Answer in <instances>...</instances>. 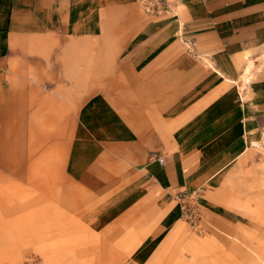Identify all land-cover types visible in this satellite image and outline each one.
<instances>
[{
    "label": "crops",
    "instance_id": "crops-1",
    "mask_svg": "<svg viewBox=\"0 0 264 264\" xmlns=\"http://www.w3.org/2000/svg\"><path fill=\"white\" fill-rule=\"evenodd\" d=\"M177 7L178 18L168 19L139 14L134 0H0V60L59 54L73 61L70 38L89 40L105 24L114 28L115 45L108 47L102 37L94 52L115 55L114 76L107 90L80 106L64 165L67 178L90 194L86 221L93 232L198 185L214 209L202 210L203 231H233L223 209L243 205L236 170L227 169L250 148L259 149L253 139L264 132V0H184ZM71 22L88 23L90 37H69ZM249 206L245 213L255 217ZM236 226L231 240L255 264H264L262 239ZM130 243V234L112 244L94 243L98 260L117 264L129 256ZM176 245L189 259L177 257L174 264H190L210 246L189 242L177 221L154 255Z\"/></svg>",
    "mask_w": 264,
    "mask_h": 264
},
{
    "label": "rangeland",
    "instance_id": "rangeland-1",
    "mask_svg": "<svg viewBox=\"0 0 264 264\" xmlns=\"http://www.w3.org/2000/svg\"><path fill=\"white\" fill-rule=\"evenodd\" d=\"M179 13L176 7L175 14ZM68 25L69 37H90L88 23ZM96 33L89 40L69 39L67 55L74 56L73 61L59 54L0 60V264H9L13 256L15 264H107L98 260L99 248L94 243L112 244L128 234L129 256L117 264H174L177 257L189 259L179 245L165 254L154 252L177 221L189 242L210 244L201 255L195 253L190 264H255L245 255L244 247L230 237L237 236L239 223L262 239L264 251V132L253 139L260 148H250L227 169L236 170L243 203L223 209L234 225L227 236L219 230L190 228L180 212L175 216L180 206L175 199L162 200L157 209L155 202L144 204L129 219L121 218L99 233L89 229L90 194L67 178L64 165L80 106L107 90L105 84L114 76L115 55L94 53L102 47V37L111 43L108 47L115 45L114 28L105 24ZM56 45L48 44L51 48ZM251 138L248 136V142ZM203 188L198 185L187 194H193L191 205L205 212V208H213ZM152 198L155 194L149 200ZM247 204L250 209L254 207L255 217L245 213ZM161 221H165L163 231L153 232ZM49 231L53 235L47 238ZM247 241L256 246V240ZM71 248L80 251L66 253Z\"/></svg>",
    "mask_w": 264,
    "mask_h": 264
},
{
    "label": "built area",
    "instance_id": "built-area-1",
    "mask_svg": "<svg viewBox=\"0 0 264 264\" xmlns=\"http://www.w3.org/2000/svg\"><path fill=\"white\" fill-rule=\"evenodd\" d=\"M139 5L142 13L147 17H165L168 15H175V19L178 18L175 14V9L184 0H135ZM155 161L162 164V159L155 156ZM195 193V192H194ZM193 194H185L178 199L180 202V216L187 223L190 228H199V224L202 221L203 212L197 207L191 205L190 200Z\"/></svg>",
    "mask_w": 264,
    "mask_h": 264
},
{
    "label": "bare ground",
    "instance_id": "bare-ground-1",
    "mask_svg": "<svg viewBox=\"0 0 264 264\" xmlns=\"http://www.w3.org/2000/svg\"><path fill=\"white\" fill-rule=\"evenodd\" d=\"M248 72V71H247ZM203 190H204V188H203ZM198 192V190H195V193H197ZM177 207V206H176ZM177 209H178V215H179V212H180V207H179V205H178V207H177ZM198 231H201V229H199Z\"/></svg>",
    "mask_w": 264,
    "mask_h": 264
}]
</instances>
